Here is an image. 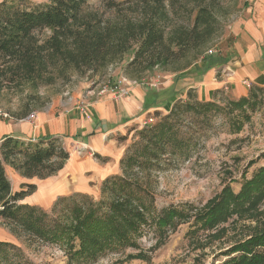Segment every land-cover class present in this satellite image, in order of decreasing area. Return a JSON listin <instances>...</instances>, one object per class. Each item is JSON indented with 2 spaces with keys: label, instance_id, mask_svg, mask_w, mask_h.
I'll use <instances>...</instances> for the list:
<instances>
[{
  "label": "rangeland",
  "instance_id": "374dc122",
  "mask_svg": "<svg viewBox=\"0 0 264 264\" xmlns=\"http://www.w3.org/2000/svg\"><path fill=\"white\" fill-rule=\"evenodd\" d=\"M104 2L105 0H90L83 9L82 18L89 24L103 28L122 20H147L154 17L163 29L164 37L170 39L177 28L191 27L198 6L208 5L210 0H115L119 4L114 9L106 8ZM214 2L217 4L218 29L207 46L210 51L205 56L219 59L230 48V29L245 9L252 6L253 1ZM47 3L48 0H0V13H4L9 6L12 9L8 11H22ZM61 40L63 45L68 42L67 39ZM30 41L25 48L30 51H26L24 59L0 63V139L5 134H13L19 138H27L29 135V139L35 140L41 133L47 134L49 126L61 116L85 111L91 113L90 104L104 96L124 100L130 96L131 88L135 86L146 93L147 109L154 108L155 105L159 108L167 106L157 111L151 110L142 121H135V124L123 126L108 135L79 136L78 131L60 134L59 140L69 153V159L62 170L48 178L26 179L6 167L13 193L29 191V186H34V190L19 201L18 205L37 207L51 218L52 206L59 197L82 194L94 202L103 200L107 203L112 195L110 192H101L103 181L110 176L122 175L144 191L142 200L150 208L151 216L158 215L170 206L187 204L199 210L225 187L229 186L234 193H238L243 174L249 179L264 165L263 107L261 112L251 115L248 123H243L240 132L231 127L226 110L208 116L209 123L182 113L173 122L182 136L188 134L193 137L194 146L191 150L183 154H174L169 150L152 161L140 157L139 166L134 159L128 169H122L120 160L134 158L136 151L133 146L139 147L143 143V137H139L138 132L144 125L154 126L168 115L174 103L186 102L189 92L195 100L200 101L193 89L184 92L186 86L174 91L178 81L183 82L182 79L189 75L192 76L190 79L199 77L213 67L204 70L205 63L198 60L190 67V73H187L189 68L182 73L155 70L141 82L133 83L124 79L121 72L130 55H126L119 64L109 67L103 77L78 75L66 71L63 63L56 61L61 48L55 44L52 32L37 29L32 33ZM35 59L40 61L37 65L33 63ZM121 79L125 81L122 88L128 94L117 98L109 90ZM243 83V87H248L247 93L252 85L263 87L262 83L258 85L259 82L256 81ZM241 97L244 96L233 97L225 90H219L213 93L208 102L213 101L224 107L228 101ZM25 113L28 115L24 117ZM251 161L255 164L248 167ZM148 164L154 167L151 168ZM73 205V202L60 205L55 217L64 208H72ZM262 210L263 207H259L257 214L240 219L233 217L210 231L201 230L190 236L187 233L194 228L192 218L185 222H175V228L169 229L164 235L156 230L153 223H149L143 229L142 236L137 239V249H112L80 264H221L226 260L224 252L231 246L247 239L258 228L262 229L264 215H259ZM194 213L195 211L189 212L190 216ZM0 242L13 246L5 250L8 261H3L4 264H77L69 261L60 244L25 234L20 227L2 218Z\"/></svg>",
  "mask_w": 264,
  "mask_h": 264
},
{
  "label": "trees",
  "instance_id": "16d2710c",
  "mask_svg": "<svg viewBox=\"0 0 264 264\" xmlns=\"http://www.w3.org/2000/svg\"><path fill=\"white\" fill-rule=\"evenodd\" d=\"M89 1L48 0L41 7L22 11H8L12 8L7 7L4 13H0V63L24 59L26 51H30L25 49L27 43H31L32 33L37 29L52 32L55 44L61 48L56 61H61L66 71L78 75L103 77L109 67L122 62L126 55L130 57L121 72L133 83L141 82L155 70L182 73L198 60L205 63L204 70L217 63L216 57L205 56L210 51L207 46L218 29L215 0L198 6L191 27L177 28L170 39L164 37L163 29L154 17L122 20L103 28L89 24L82 18ZM118 4L115 0L104 2L108 9H114ZM61 38L68 42L63 45ZM36 59L35 65L40 62ZM263 107L264 88L257 85H252L246 96L228 101L224 107L213 101H197L189 92L186 102L174 103L168 115L154 126L144 125L138 132L143 143L139 147L133 146L136 151L134 158L120 160L121 168L128 169L134 159L137 163L140 157L152 161L169 150L174 154L191 150L193 137L188 134L182 136L173 122L182 113L209 123L208 116L226 110L231 127L240 132L243 123H248L251 115L261 112ZM23 115L25 117L28 113ZM68 159L69 153L62 147L59 137L31 140L4 135L0 139V218L20 227L25 234L60 244L73 263H86L112 249H137V239L149 223L164 235L175 228V222L192 218L194 228L187 233L190 236L201 230L210 231L233 217L240 219L257 214L259 207H263L259 215H264V165L249 179L243 174L238 193L229 186L225 187L199 210L186 204L170 206L151 216L150 208L142 200L144 191L122 175L110 176L103 181L101 192L112 195L107 203L103 200L94 202L82 194L59 197L52 206L51 218L37 207L17 204L34 190V186H29V191L13 193L6 167L26 179H45L62 170ZM140 164L137 163L138 166ZM254 164L251 161L248 167ZM71 202L74 203L72 208H64L55 217L60 205ZM190 211H195L193 216H190ZM261 227L224 252L226 260L221 264H264V226ZM11 247L0 242V264H4L3 261L7 263L4 252Z\"/></svg>",
  "mask_w": 264,
  "mask_h": 264
},
{
  "label": "crops",
  "instance_id": "0c3cea01",
  "mask_svg": "<svg viewBox=\"0 0 264 264\" xmlns=\"http://www.w3.org/2000/svg\"><path fill=\"white\" fill-rule=\"evenodd\" d=\"M252 1V6L245 9L230 29L232 42L227 54L217 58V63L204 75L192 79L189 75L182 79L183 82L178 81L174 91L186 86L184 92L193 89L198 100L208 102L213 93L219 90H225L233 97L246 96L248 87H243V82L256 81L264 87V0ZM190 69L192 68L187 73L192 72ZM145 98L146 93L139 86L132 87L130 96L124 100L104 96L90 104L91 113L85 111L63 115L55 123L51 122L47 134L41 133L36 139L46 136L60 137V134L68 131H78L79 136L108 135L123 126L135 124V121H142L151 110L157 111L167 106L159 108L155 105L156 107L147 109L149 106L145 105Z\"/></svg>",
  "mask_w": 264,
  "mask_h": 264
},
{
  "label": "built area",
  "instance_id": "2783aa9c",
  "mask_svg": "<svg viewBox=\"0 0 264 264\" xmlns=\"http://www.w3.org/2000/svg\"><path fill=\"white\" fill-rule=\"evenodd\" d=\"M124 84H125V81L123 79L115 83L113 88H110L109 90L110 94H112L113 96L117 98L125 97L128 94V91L122 88ZM30 118H33V116H30Z\"/></svg>",
  "mask_w": 264,
  "mask_h": 264
}]
</instances>
